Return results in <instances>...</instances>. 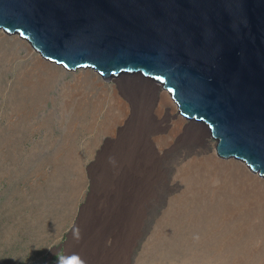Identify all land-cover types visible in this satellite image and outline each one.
Returning a JSON list of instances; mask_svg holds the SVG:
<instances>
[{
	"label": "rangeland",
	"instance_id": "rangeland-1",
	"mask_svg": "<svg viewBox=\"0 0 264 264\" xmlns=\"http://www.w3.org/2000/svg\"><path fill=\"white\" fill-rule=\"evenodd\" d=\"M9 51L11 61H2ZM33 60L42 57L0 31V141L14 143L0 148V264H180L154 243L169 234L173 209L197 199L209 205L199 211L203 223L224 234L222 264H264V182L221 164L202 125L179 117L162 88L54 67L32 118L41 124L25 130L16 127L11 94L16 71ZM68 127L77 147L92 139L79 166L60 163Z\"/></svg>",
	"mask_w": 264,
	"mask_h": 264
},
{
	"label": "water",
	"instance_id": "water-1",
	"mask_svg": "<svg viewBox=\"0 0 264 264\" xmlns=\"http://www.w3.org/2000/svg\"><path fill=\"white\" fill-rule=\"evenodd\" d=\"M0 31L53 67L162 88L264 182V0H0Z\"/></svg>",
	"mask_w": 264,
	"mask_h": 264
},
{
	"label": "bare ground",
	"instance_id": "bare-ground-1",
	"mask_svg": "<svg viewBox=\"0 0 264 264\" xmlns=\"http://www.w3.org/2000/svg\"><path fill=\"white\" fill-rule=\"evenodd\" d=\"M13 53L14 51H11V53L10 51L9 53L3 52L2 61L10 62L11 58H9L8 55L11 56V54ZM56 72L57 69L43 63L41 60H33L32 62H29L28 65H24L16 71V74L14 76V86L12 87L11 94V110L12 116L17 123L16 127L20 124L21 126H19V128L23 127L22 129L31 130V127L41 124L37 121H33L32 118L34 117L35 113L42 107L41 104L46 99L48 87L51 81L55 78V75L57 74ZM89 76L90 75L87 72L82 73L81 75L83 79H87L89 78ZM88 107L94 113L95 109L93 104ZM85 110L88 111V108H86ZM92 111H90V114H93ZM173 111L174 109L172 106L167 108V113L169 116L173 115ZM42 123L46 124L45 121H42ZM13 135H15V127H12V132H10V136ZM61 137V143L59 146V156L61 159L60 163L68 167L73 165L79 166L82 161L80 150H83V152L88 151L92 139H87L84 143H82L81 147H77L75 140L76 134L72 132V129L70 127H68V129L62 134ZM11 145H14V143L10 139L3 138L0 141V148L9 147ZM230 165L233 167L238 166L236 163H231ZM211 180L212 179H210V181H207V183L205 184H207L208 188H212L214 191H216L217 187L215 188L210 185ZM186 184L188 185V188L193 189L194 181L192 179L188 178ZM215 193L217 194V192ZM197 201L199 200L197 199L196 201L192 202L194 203V206H191V201H183V203L181 202L183 206L178 205V208L173 209L174 213L171 212L172 209L170 210V213L174 214L172 217L174 220L171 218L168 223L165 222L168 225V231H166L169 232L170 235L174 234V238L172 239L171 236L167 237L166 233L164 234V238H156L157 240L154 243V246L155 248H159V250H157L160 252V257L164 256V258L167 259L171 257L173 258L175 256V258H178V260H180V264H222L224 260L222 253L224 234L222 233V231L221 233L218 231V225L216 226L217 221H215L216 224L214 225L216 227L214 229H210L211 227H208L209 225L207 224V222L203 223L207 220L208 217L206 218L204 214L199 211L208 210V208L206 209V206L208 204H204L205 207L203 208L201 205H198L199 203L196 204ZM218 207L219 208L217 209H221V211L223 210L222 204ZM167 217L168 214L166 216V219ZM165 236L167 238H165ZM164 239L165 242L163 241Z\"/></svg>",
	"mask_w": 264,
	"mask_h": 264
}]
</instances>
